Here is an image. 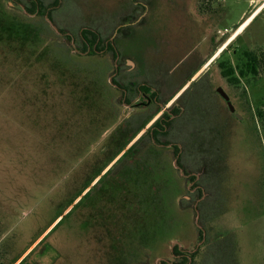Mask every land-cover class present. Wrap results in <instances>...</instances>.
Segmentation results:
<instances>
[{"label":"rangeland","instance_id":"1","mask_svg":"<svg viewBox=\"0 0 264 264\" xmlns=\"http://www.w3.org/2000/svg\"><path fill=\"white\" fill-rule=\"evenodd\" d=\"M40 253L264 264V0H0V264Z\"/></svg>","mask_w":264,"mask_h":264},{"label":"trees","instance_id":"2","mask_svg":"<svg viewBox=\"0 0 264 264\" xmlns=\"http://www.w3.org/2000/svg\"><path fill=\"white\" fill-rule=\"evenodd\" d=\"M206 1H209V0H206ZM82 40L83 41L89 40L90 42L95 43V42H98L100 39H99V36L97 34H95L94 32L89 31L87 29H84L81 32V42H82ZM242 57H243V60H244V61L242 60L243 61L242 65H237L236 68L232 67L228 63H220L219 64V69L221 71V76L226 80V82L229 85H236L238 83V81H239V78H245L247 75H252V76H256L257 75V70H258V66H259L260 63H259V59H258L256 53L245 51V52H243ZM194 74L192 76H194ZM236 74H237V77H236ZM139 91L140 92H148L149 89L143 85V86H141L139 88ZM176 112H178V111L175 110L172 113H176ZM258 116L262 117L260 112L258 113ZM169 119H170V117L166 113H163V115L161 117H159L154 122V124L148 129V134H150V132H151V138L154 141H156V139L158 137V134H161V133L164 134L165 130L169 127L170 122L165 121V120H169ZM176 151L177 150H175V153H176ZM198 234H199V239L201 240L202 239V235H201L200 232ZM171 253H172V256L184 257L180 253V251L178 250L177 246H173V248L171 249ZM195 254L196 253H192L191 256H194ZM41 256H43V253H40V254H38L36 256V259H35L36 264L37 263L38 264L41 263V260H42ZM186 257L183 258L184 262H188V257L187 258Z\"/></svg>","mask_w":264,"mask_h":264},{"label":"crops","instance_id":"3","mask_svg":"<svg viewBox=\"0 0 264 264\" xmlns=\"http://www.w3.org/2000/svg\"><path fill=\"white\" fill-rule=\"evenodd\" d=\"M256 14V13H255ZM255 14H253L252 16H250L246 21H245V23H248L249 22V20L255 15ZM244 23V24H245ZM224 47V46H223ZM223 47H221L209 60H207V61H205L203 64H201V66H199V68H198V70H197V73H195L194 74V76H196L217 54H218V52L223 48ZM193 76V77H194ZM188 83V82H187ZM187 85V84H186ZM177 95V94H176ZM176 95L175 96H173V97H171L169 100H168V104H171L172 102H173V100L175 99V97H176Z\"/></svg>","mask_w":264,"mask_h":264},{"label":"water","instance_id":"4","mask_svg":"<svg viewBox=\"0 0 264 264\" xmlns=\"http://www.w3.org/2000/svg\"><path fill=\"white\" fill-rule=\"evenodd\" d=\"M217 92L219 93V95L222 97V99L226 102L228 108H229V111L230 112H234V108L233 106L231 105V103L229 102V98L228 96L225 94V92L222 90V89H217Z\"/></svg>","mask_w":264,"mask_h":264},{"label":"flooded vegetation","instance_id":"5","mask_svg":"<svg viewBox=\"0 0 264 264\" xmlns=\"http://www.w3.org/2000/svg\"><path fill=\"white\" fill-rule=\"evenodd\" d=\"M259 11L261 12L262 10H259ZM259 11H258V12H259ZM249 17H250V16H249ZM232 40H233V36L229 39V41L226 43V45L229 44ZM226 45H225V46H226Z\"/></svg>","mask_w":264,"mask_h":264}]
</instances>
